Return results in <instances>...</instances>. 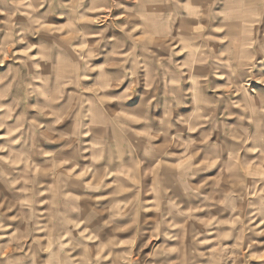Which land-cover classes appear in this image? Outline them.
<instances>
[{
	"label": "clouds",
	"instance_id": "obj_1",
	"mask_svg": "<svg viewBox=\"0 0 264 264\" xmlns=\"http://www.w3.org/2000/svg\"><path fill=\"white\" fill-rule=\"evenodd\" d=\"M253 260L264 0H0V264Z\"/></svg>",
	"mask_w": 264,
	"mask_h": 264
},
{
	"label": "rangeland",
	"instance_id": "obj_2",
	"mask_svg": "<svg viewBox=\"0 0 264 264\" xmlns=\"http://www.w3.org/2000/svg\"><path fill=\"white\" fill-rule=\"evenodd\" d=\"M155 243V241H153ZM252 264H264V260H253Z\"/></svg>",
	"mask_w": 264,
	"mask_h": 264
}]
</instances>
